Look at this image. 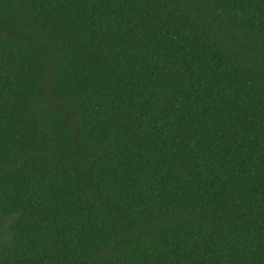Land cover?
Masks as SVG:
<instances>
[{"label":"trees","instance_id":"1","mask_svg":"<svg viewBox=\"0 0 264 264\" xmlns=\"http://www.w3.org/2000/svg\"><path fill=\"white\" fill-rule=\"evenodd\" d=\"M0 264H264V0H0Z\"/></svg>","mask_w":264,"mask_h":264}]
</instances>
